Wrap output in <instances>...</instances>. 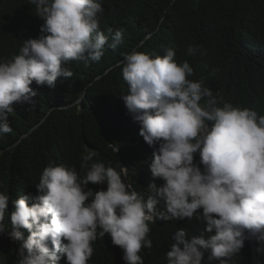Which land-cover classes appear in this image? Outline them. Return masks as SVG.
I'll list each match as a JSON object with an SVG mask.
<instances>
[{"label": "clouds", "instance_id": "9594fccd", "mask_svg": "<svg viewBox=\"0 0 264 264\" xmlns=\"http://www.w3.org/2000/svg\"><path fill=\"white\" fill-rule=\"evenodd\" d=\"M29 3L45 23L0 58V153L38 93L57 94L77 61L124 44L123 29L104 26L112 13L103 0ZM198 52L207 55L188 47ZM116 66L140 126L133 145L116 165L87 150L80 169L49 163L27 190L0 191V264H88L99 242L123 264H144L145 251L159 264H263L264 114L191 80L174 47L133 49ZM164 223L173 229L158 247Z\"/></svg>", "mask_w": 264, "mask_h": 264}, {"label": "trees", "instance_id": "16d2710c", "mask_svg": "<svg viewBox=\"0 0 264 264\" xmlns=\"http://www.w3.org/2000/svg\"><path fill=\"white\" fill-rule=\"evenodd\" d=\"M103 5L112 13L104 26L123 29L124 44L116 50L106 46L99 62L77 61L57 94L38 93L17 118L0 153V191L6 195L27 190L49 163L80 169L87 150L96 152L94 162L109 165L125 156L140 126L125 106L127 84L116 65L133 49L164 55L174 47L177 61L193 67L191 80H203L226 101L264 114V0H103ZM44 23L29 0H0V58L35 38ZM194 45L207 55L189 56ZM170 222L176 228L188 225ZM172 224H163L158 247L168 243ZM99 246L88 264H123ZM142 258L144 264H159L156 253L145 251Z\"/></svg>", "mask_w": 264, "mask_h": 264}]
</instances>
